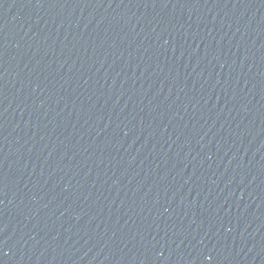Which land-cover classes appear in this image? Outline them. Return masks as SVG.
<instances>
[{
  "label": "water",
  "instance_id": "obj_1",
  "mask_svg": "<svg viewBox=\"0 0 264 264\" xmlns=\"http://www.w3.org/2000/svg\"><path fill=\"white\" fill-rule=\"evenodd\" d=\"M0 264H264V0H0Z\"/></svg>",
  "mask_w": 264,
  "mask_h": 264
}]
</instances>
